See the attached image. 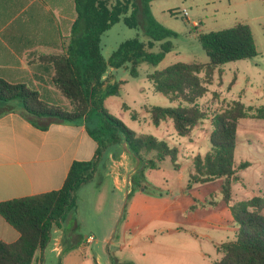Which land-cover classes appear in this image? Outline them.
I'll return each mask as SVG.
<instances>
[{"label":"trees","instance_id":"16d2710c","mask_svg":"<svg viewBox=\"0 0 264 264\" xmlns=\"http://www.w3.org/2000/svg\"><path fill=\"white\" fill-rule=\"evenodd\" d=\"M152 1L75 0L76 19L64 51L49 55L45 60V64L52 66L55 89L69 107L57 99H44L39 91L28 85L11 83L0 77V107L3 109L0 116L19 111L35 125L42 119L85 121L88 134L98 146L95 159L72 164L60 190L0 203V215L20 234L14 243L0 241V264H33L37 253L50 243L53 229L73 207L76 191L93 179L98 166L96 160L109 146L122 141L127 143L131 154L143 165L136 177L143 176L144 168L157 167L154 161L144 157L150 151H155L159 160L169 156L176 164L177 149L152 135L137 134L111 116L104 106L105 100L117 94L119 89L118 83L104 77L109 68L118 69L129 64L131 75L135 77L140 62L158 66L172 50L170 40L177 35L156 20L151 10ZM119 22L129 28L141 26L147 41L127 40L105 59L102 36ZM197 40L206 51L209 63L178 62L148 75L157 93L177 102L175 107H152V123L158 126L170 119L181 137L187 136L205 119L197 101L206 95L215 71L229 62L259 55L250 27L242 23L223 30L198 33ZM156 44H159V51H151ZM92 111L97 114L95 122L89 120ZM137 116L133 114V118ZM246 118L264 119V107L253 109L234 101L227 110L214 115L212 147L204 157L198 155L193 161L194 182L227 179L224 199L240 227L239 236L234 241L219 246L222 259L214 264H264V194L238 203H233L230 194V180L239 178L237 170L249 167L248 162L237 166L234 157L238 125ZM136 187L148 189L142 181Z\"/></svg>","mask_w":264,"mask_h":264},{"label":"rangeland","instance_id":"374dc122","mask_svg":"<svg viewBox=\"0 0 264 264\" xmlns=\"http://www.w3.org/2000/svg\"><path fill=\"white\" fill-rule=\"evenodd\" d=\"M189 9V21L182 15V10ZM159 22L176 33L172 38V50L158 66L140 62L137 75H131V66L126 64L113 74V81L119 85L117 94L108 97L104 106L109 114L121 120L137 134H149L165 141L170 148L179 151L177 164L169 156L159 160L155 151L145 154V159L154 161L155 169H143V176H135L134 193L128 200L119 201V197L106 182L101 187V180L95 179L80 186L75 193V200H85V207L92 203L102 202L105 211V222L108 215L117 210V203L123 218L118 227L115 241L121 235L125 219L139 214V248L134 249L130 257L134 264H214L222 259L219 246L234 241L240 233L239 225L234 221L229 205L224 199V188L227 179L217 178L209 182H194L195 174L192 160L195 156L204 157L211 149L212 119L227 110L233 100L241 94L248 96L251 89L247 88L245 77L240 76L236 84H231L234 75H246L252 67V59L229 62L212 76L207 85V93L197 103L205 113V119L198 123L192 136L179 137L171 120L155 126L150 117V109L154 106L173 107L167 96L157 93L148 75L178 63L198 62L209 63V57L192 30L193 21L210 16L212 7H205V0H162L155 4ZM172 10V11H170ZM204 31L207 27H200ZM146 40L142 27L129 28L123 22L115 24L103 36L101 41L102 54L109 58L119 46L131 39ZM260 49L264 42L258 40ZM159 51V44L153 52ZM204 78V74L200 75ZM62 105L69 107L65 99H57ZM246 101V99H242ZM137 114V118H133ZM89 120H97L96 111H92ZM254 123L264 127L263 121L243 119L238 125L239 145L234 150L236 165L248 162L249 167L237 170L238 179L230 180V194L233 203L247 201L256 195L264 194V137L258 133L255 137H247L248 129L255 128ZM194 161V160H193ZM131 165L133 166L134 163ZM143 168L139 162L137 174ZM142 181L148 189L137 188ZM139 192V210L131 212V202ZM101 193V195H100ZM158 200H153V199ZM89 210L80 212L82 236L98 230L99 222L89 219ZM172 231V232H171ZM54 241L45 248L44 259L47 264H56L53 251ZM130 245V244H129ZM128 245V246H129ZM132 246V245H131ZM127 250H130L129 247ZM61 253H59L60 255ZM54 257V258H53Z\"/></svg>","mask_w":264,"mask_h":264},{"label":"crops","instance_id":"0c3cea01","mask_svg":"<svg viewBox=\"0 0 264 264\" xmlns=\"http://www.w3.org/2000/svg\"><path fill=\"white\" fill-rule=\"evenodd\" d=\"M158 1L162 0L151 2V10L159 22L155 10ZM205 7H212V12L210 16L193 21L192 30L196 38L198 33L223 30L242 23L250 27L257 45L258 40L264 42V0H205ZM175 9H186V20L189 21L188 8ZM75 19V0H0V77L11 83L28 85L39 91L44 99H64L52 83L53 69L45 64V60L49 55L64 51ZM201 26L209 30L204 31ZM258 51L259 55L252 59L253 65L248 73H236L231 83L236 84L240 76L245 77L251 91L248 96L240 94L233 101L253 109L264 107V49L258 45ZM118 70L120 68H109L104 77L113 81V74ZM171 103L173 107L177 106V102ZM2 110L0 107V113ZM247 119L264 122V119ZM37 124L19 111L0 116V203L58 191L74 162L95 159L98 146L88 134L85 121L42 119ZM254 127L248 129L247 137H255L258 133L264 137V127L256 123ZM196 128L185 137L190 138ZM139 162L125 141L109 146L105 154L97 158L98 166L90 182L99 178L101 187L108 182L120 202L128 200L134 193ZM140 189L145 190L143 187ZM120 205L117 203V210L111 212L108 223L103 224L107 214L102 210V202L85 207L84 199L75 200L73 207L52 231L50 242L54 241L56 264H134L130 257L134 249L139 248V214L125 219L121 235L115 241L123 218ZM83 208L89 210V219L99 222L98 230L94 229V234L85 237L82 236L83 230L80 231L79 215ZM138 208L139 192L131 202V212L138 211ZM90 236L94 237L93 241H87ZM19 237V232L0 215V241L10 244ZM44 250L37 253L33 264H41V258L43 264H47Z\"/></svg>","mask_w":264,"mask_h":264},{"label":"built area","instance_id":"2783aa9c","mask_svg":"<svg viewBox=\"0 0 264 264\" xmlns=\"http://www.w3.org/2000/svg\"><path fill=\"white\" fill-rule=\"evenodd\" d=\"M182 15H183V17L187 18L188 12H187L186 9L182 11ZM93 240H94V237L93 236H90V237L87 238V241H93ZM41 264H43L42 258H41Z\"/></svg>","mask_w":264,"mask_h":264}]
</instances>
